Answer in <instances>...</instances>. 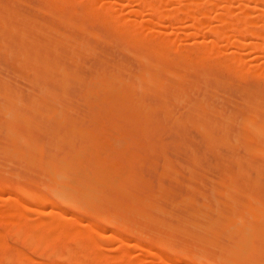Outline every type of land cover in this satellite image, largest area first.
Instances as JSON below:
<instances>
[{
  "label": "rangeland",
  "instance_id": "374dc122",
  "mask_svg": "<svg viewBox=\"0 0 264 264\" xmlns=\"http://www.w3.org/2000/svg\"><path fill=\"white\" fill-rule=\"evenodd\" d=\"M106 1L108 2V0ZM123 1L125 2V4L123 3ZM240 1L243 2L244 0H224V4L228 7V10L231 13H234L236 9L235 7L238 6ZM245 1L248 4V8L250 6V11L251 10L255 11V8H256L255 0H245ZM245 1L243 3H245ZM23 3L24 5H22ZM58 6H60L59 10L49 9L47 7V0H0V19H2L4 22L8 24L9 23L12 24V26L15 27V31H17L15 35H10V33H8L9 31H3L1 27L2 20H0V76H1L0 77V96H1L0 97V160H1L0 161V179H1L0 187L3 189L2 191H0V208L3 207V204L5 203L11 204L17 211L21 212L23 215H26L29 221L39 220L40 221L39 226L41 225L42 220L64 221L58 218L57 216H51L47 218L40 216L38 213L42 209L39 207L37 208L36 205L34 204L32 205L30 203L31 205H29V204L23 203L22 205H18L12 201H4V199L8 197L9 198L18 197V198L24 199V195H27V192H30L28 194L35 193L39 196H45L49 199L55 200V198H53L54 196H52L49 191L51 188L55 186L54 184H52L53 182H52L50 175L45 172L43 173V171L45 170L44 168H42L43 166L41 165L45 162L52 161L54 165L56 166V168H59V170H61V168L65 169L64 172L66 174V177L61 178L63 180H61L60 178L58 180H60L61 181L60 183H62L63 185L69 187L68 189L70 190L68 189L66 190L68 193H71L69 194L68 197L69 198L71 197L70 199L75 200V206H76V207L72 206L73 208L72 209L71 207L65 206L58 202L59 203L58 207L62 212H65L67 217L70 216L72 218L75 214L78 215L77 216L78 218L75 215V218H77L78 220H76L77 222L74 223L77 227H80L79 224L80 225H86V224L93 225L94 224V225H97L98 227L101 226L100 228L103 229L104 235L108 234L106 235L108 239H110L109 236H111L112 234L113 236L111 237H116V235L117 237L118 236L120 237V235L115 234L119 232L121 234V238L125 240L128 238L126 241H128L129 244H131V242H134L131 245L137 244L139 246H143V247L145 246V248L148 247L149 249H152L150 247H153L154 249H152V251L154 253L156 252V254H161V256H164V257L166 256L170 258L172 262H176V264H181V263L198 264L200 262L201 264H209V263L211 264H227V263L231 264V262H234V264H239V263L241 264H264V240L263 238H258L259 236L263 237L262 235H263L264 226L261 223L256 222L254 218L250 217V215L252 217H255V216L261 217L263 215L262 217H264V213H263L264 212L263 210L264 209V157H262L264 155L260 151L264 143L263 142L257 143L254 140L246 138L244 135L246 134L245 129H244L245 119H255L256 124L264 123V79L249 76V75L244 76L245 78L242 76H238L232 71L228 70L227 68H225L224 66H222L221 64L213 60H206L204 62L194 61L193 63L182 64L177 59H174L172 62H169V63H161L160 65L163 66L164 69H166L167 71L166 72L161 71L158 73L155 68H153L152 66L148 64L146 65L147 62L150 64H156L157 59L154 56L152 57L148 56L149 54H147V52L143 48H140L139 46H135L131 43L126 42L125 39L121 35H119L115 30H113L111 27L105 24L85 18L79 13L73 15L71 12L67 10L69 6L66 4L58 3ZM112 6L116 10H118L119 8L117 5L112 4ZM133 6L134 4L132 0L131 1L122 0V4L120 5L121 8H119L118 12L123 17L131 18L132 14L130 11L132 10ZM36 9H39V12ZM40 10L43 11V13L42 12L40 13ZM62 10H65L66 12H63ZM250 11H248L247 14L244 11L245 12L244 15L246 16H244L243 18L245 17L248 18L247 20L251 22V24H253L254 26H256V24L261 25L264 23V15L256 16L255 15L256 11L255 12L254 11L250 12ZM129 12L130 14H128ZM236 13L237 12H235V14ZM213 14L214 12L212 13V16ZM241 14L239 16L240 19H242ZM62 16H65L66 20H67V17L72 16L73 20L71 23H69L71 26L67 25L68 23H66L65 19ZM140 19L138 18V21L139 20L140 22L142 21V24L147 23L146 16L145 17L141 16ZM164 24L169 25V23L167 22H165ZM45 27H50L51 31H49ZM77 27H80V29H78ZM168 29L170 31V28ZM168 29H167V32H168ZM23 30L28 35V38L30 40H34V43L37 44L34 47H35V50H38L37 58H38V61L40 62L43 61L45 57V53L47 52V50L45 49L46 48L45 45L48 44V41H47L48 36H50L52 40L54 41L57 40V43H56L57 46L55 48L53 47L54 45H51V44L47 46L48 53H49V56H47L49 58L48 62L46 61L49 64L48 70L39 69L37 71H34L28 65L26 66L27 67L26 68L24 67V64L22 63V56L16 55V52L18 50V44L20 42L19 35L21 34V32H23ZM82 30H83V33H82ZM53 31L55 34L52 33ZM86 32L88 33L86 34ZM187 32L190 33L189 31ZM222 32H224L225 35H228L227 30H223ZM139 33L142 35L143 31L141 30L139 31ZM56 34H58V36ZM183 34L185 35V33H182V34L179 33V36H181L182 38ZM93 36L94 37L97 36L96 39ZM243 36L246 38L245 35ZM237 38H240V37H237ZM240 40L243 41L242 39ZM81 43L82 45H80ZM231 45H232L231 43L229 42L226 43V41L225 42L222 41L218 44H215L212 42L207 43V47L218 46L219 48L224 49L226 51L233 50L231 48L232 47ZM86 46H88L89 49ZM235 47H236L235 51H237L238 53L245 52L241 50L240 47H238V44H235ZM80 48L83 50L85 48L86 54ZM72 49H74L75 51L74 58H71ZM92 49L94 50L93 51L94 54H91ZM130 53L136 57L131 56ZM8 54H11L10 58ZM56 55L58 57H56ZM34 56H35L34 52L30 51V57H29L30 60H32ZM258 56L259 55L257 54L247 55L246 56L247 63L245 62L244 64H242V66H244V69L248 72L251 70V66L249 64L252 65L254 63L257 66V68L255 70L253 69L252 71L256 73L259 72L260 75H264V66L262 65V63H264V58L258 57ZM93 57L95 58L93 59ZM255 57L257 59L254 60L253 58ZM141 59H144V60L146 59L147 62L144 64V62H142L143 60ZM251 60L252 61L254 60L253 63ZM76 64H77V67L75 66ZM86 67L87 68L89 67V68L87 69ZM58 68H64L67 76L62 77V73ZM116 68H118V70ZM146 71L151 73L152 75L156 74L158 78L165 84L164 86L166 87L158 91L157 88L149 86L145 82H142V83L139 82L140 84H138L136 82L138 81L136 77L140 76L143 72H146ZM126 72H129V73L126 74ZM95 73H97V76ZM167 73H169L170 75H167ZM128 74H129V77H128ZM172 74L173 76H171ZM175 74H177V76ZM101 75L105 77H102ZM32 76L34 78H32ZM180 76H184L181 81L179 79ZM174 77H176L175 79L178 81H176ZM135 78L136 80H134ZM6 79H8L10 82ZM117 79L123 82L128 80L127 82L128 84H132L134 88L135 87L140 88V89L138 88V90H140L139 91L140 93L138 92L137 88H135L134 92H132L131 94H128L129 89L125 85L120 87L118 81H116ZM97 82L99 84L102 83L103 84L102 87L99 84L97 87H93L94 84L89 85L90 83L97 84ZM107 82H108V85H106ZM15 83L17 85H15ZM138 85H140L141 87ZM100 87L102 89L104 88V90H102ZM88 88H90L91 90ZM76 89H78L79 93L77 92ZM28 90L31 92H28ZM85 90H87L88 93L87 92L85 93ZM89 90L91 91V95L89 94L90 93ZM99 90L101 92H99ZM119 91H120V95L124 91V95L122 94V96L119 97ZM141 91L143 92L141 93ZM42 92H44V95L42 94ZM148 92L150 95L148 94ZM19 94L21 96H19ZM40 94L43 97L38 96ZM50 94L51 96H48ZM94 94L97 97L94 98L93 97ZM139 95H141V97ZM112 96L114 97L112 98ZM124 96H125V100H123ZM107 97L112 98L111 100L112 102L111 101L109 102V98ZM160 97L162 98L160 99ZM202 97L204 98L203 102L201 100ZM6 98L9 99V101H6L7 100ZM18 98L20 100H18ZM35 98H37L38 100L37 99L35 100ZM10 99H12L13 101H11ZM114 99L116 101V104L113 101ZM136 99H137V102H140V103H137ZM141 99L142 100L144 99V101H142ZM183 99L185 100L183 101ZM10 101L12 103H10ZM17 101H19L20 104L22 102L23 105L22 106L18 105L19 103H17ZM53 103H55V105ZM133 103L135 105H133ZM37 104H40V106L39 105L37 106ZM56 104H59V106ZM86 104H88V106H86ZM143 104L145 106H143ZM205 104L207 105V107L205 106ZM41 105L43 107H41ZM199 105H203L206 107L205 112L198 110ZM27 107L28 108L31 107L29 108L30 110ZM147 107H150V109H148ZM187 107L188 109H186ZM210 107L213 109H210ZM123 108L127 109V111L124 110ZM60 109H62V112ZM146 109H148V111ZM11 110L13 111L11 112ZM70 110L73 111V113ZM103 110L105 111V113ZM219 110L221 112H219ZM6 111H8L9 113L11 112L9 116L13 114L12 117L14 118L15 121L14 120L10 121L12 117L8 119V113ZM55 111L56 112L58 111V112L56 113ZM18 112H19V115L17 114ZM34 113H36V116L33 115ZM144 113L145 115H143ZM210 113L212 115H210ZM108 114H111V115L109 116ZM20 115L23 116V118ZM42 116L44 117L41 118ZM63 116L65 117L63 118ZM145 116L147 117L145 118ZM25 118H26V122H24ZM53 118L58 119V120L61 119V121L54 120ZM83 118L86 120H83ZM28 119H30V122ZM68 119L70 122H68ZM225 119H227L226 120L227 122H225ZM95 120L98 122V124L99 123L101 124V125L99 124L101 127L99 125L97 126V123H95L96 122ZM63 121H66L67 123ZM228 121L230 123H228ZM225 123H226V126H225ZM28 124H29V128L25 127V126H28ZM200 125L202 126L201 128H199ZM73 127H76V129ZM7 129H9L12 132L10 133L8 131L9 133L8 134ZM83 129H85L86 132L83 133L82 131ZM108 129H110L111 132ZM200 129L202 130V132L204 131V133H202ZM72 130H76V133ZM78 131H80V133L81 134L83 133L84 135H81L80 133L77 134ZM87 131L88 133H92V134H88ZM112 131L115 133H113ZM57 132L59 133L57 134ZM64 132H66V134ZM74 135L78 139L73 137ZM60 136L64 138L61 139ZM9 137L11 140H13V142L14 141L16 142L17 140L16 142L17 144L14 142L17 145V146L15 145L16 147L15 146L13 147L14 143L10 139H8ZM22 137L26 140V142H24L25 140H20L21 142H23L21 143V145L23 146H21L20 144L18 146V143L20 142L19 138H22ZM59 137L60 139H58ZM89 138L90 139L93 138L95 140L89 141L90 140ZM97 138L99 140L104 138L105 140L103 139L101 140V142L99 141V143L96 144L98 140ZM125 138L127 141L125 140L123 142V139ZM236 139L238 143L237 142L235 143L233 141V140L236 141ZM130 140L132 142H129ZM106 141H108L107 143H109L111 146L113 145L111 150L114 151L115 153L117 152L118 154L110 155L112 154V151H110L111 146L109 148L108 147L109 144L107 145V147H105L106 144L105 145L101 144ZM128 142L129 144H127ZM24 143L28 144V146L24 147ZM33 143L36 148L33 146ZM219 144L221 145L219 146ZM26 147H29V149H33V148L35 149H33L34 151L31 152V150L29 151V149H27ZM90 147H91V150L93 149L92 151L90 150ZM17 148H19L20 150L18 151ZM108 148L110 152L107 151ZM152 148H153L154 153L151 150ZM6 149H10V150L13 149V151L6 150ZM125 150L130 151V154L128 153V151L127 153H125L126 152ZM252 150H255V152L253 153ZM27 151L28 153H26ZM94 151H95V154H94ZM256 151H258V153L260 151V154H257ZM7 152H8V155H7ZM99 152H102V154L100 153L102 157L99 156L98 154ZM88 153L89 155H87ZM25 154L26 156L27 154L29 157L31 156L30 158L33 157V160L32 159L30 160L28 156L27 157L25 156ZM103 154H106V155H103ZM128 154L130 158L125 157V155L127 156ZM86 155L89 156L88 159ZM51 156H53V158H51ZM75 156L76 157L79 156L80 158L79 157L75 158ZM138 156H140L141 158L143 157V159H139V160L136 159V158H140ZM164 157H167V160H165L166 158L164 159ZM34 158H36L35 162H33ZM125 158H126V161H125ZM131 158H132V161H131ZM90 159L93 161H90ZM20 160L21 162L19 163ZM63 161L65 162L64 164L68 165V167H66V165L64 166L63 164L61 165ZM32 162L34 163V166H32ZM95 162L96 164H94ZM72 163H73V166L71 165ZM162 163L164 166L162 165ZM164 163H167V164H164ZM76 164H78V168L80 167L78 171L76 170L77 167L76 166H75L76 168L74 167V165ZM81 164L83 166H80ZM140 164L143 166H141ZM181 165L184 168H182ZM69 166L71 167L70 169H69ZM97 166L100 168V170ZM108 166L109 167L111 166L110 170H106L109 168ZM152 167H153V170H152ZM163 167L170 168V169L163 170ZM4 168H6L7 170ZM81 169L83 170V173H85V175H88V172H89L88 179L85 180V176L82 175V173L78 175V172L82 171ZM188 169L189 170L191 169V170L189 171ZM237 170L239 171V174H236L238 173ZM110 173H112V175ZM176 173L177 174L179 173V174L176 175ZM161 174H164V176L163 175L161 176ZM81 175L84 178H82ZM93 175L96 176L97 178L96 180L93 179L94 178ZM261 175L262 177H260ZM16 176L17 178H19L18 180H16L17 179ZM80 176L81 178L79 179L78 177ZM90 176L92 179L90 178ZM124 176H127V177H124ZM66 178L68 179L66 180ZM115 178L121 179V180H116L118 184L114 181ZM172 178H175V179H172ZM45 179L46 180L48 179L50 183L51 182L52 183L48 186L49 181H46ZM141 179L142 181L140 182ZM77 180H78V183H77ZM107 180L110 181L109 185H107V183L109 182ZM100 181H104L105 183L103 184L105 186H103L102 182ZM113 181L114 183L117 184V185L114 184L115 187L112 186L113 184L111 185ZM76 183L78 184V187ZM98 183L100 186L101 185L102 186L100 187L99 185H97ZM201 183L203 187L202 185H200ZM229 183L233 185L231 186V188L228 187ZM236 183H238L239 185ZM223 185L225 188L228 187L226 188L228 191L223 187ZM18 186L21 187V189ZM81 186L83 187V190L85 188L86 189L93 188L95 190V191L93 190L90 193L91 195L89 194L90 196L88 198H92L91 200L87 198L88 196L87 194H86L87 196L85 195L86 196L85 197L83 196L84 194L80 192L82 191ZM158 186L161 189L158 188ZM41 188L44 190H42ZM261 188L263 189L261 190ZM45 189H47L48 191H45ZM59 189L63 190V188H59ZM119 189H122V190L119 191ZM159 189L162 193L159 191ZM73 190L75 191L78 190V192L75 193V191L73 192ZM214 190L216 194L214 193ZM98 192L101 195H99ZM117 192H119L120 194ZM123 193L125 195H123ZM200 193L201 195H199ZM230 193H233V194H230ZM246 194L251 195L250 197L253 200L251 199L250 200L254 201V203L250 202ZM127 195L129 197L131 196L135 198L133 199V200H136L134 202V205L133 203L131 204L132 198L130 197L131 199H128ZM243 195L245 198L243 197ZM80 196H82V198ZM204 196L207 201L205 200ZM95 197L97 198L96 202L94 201ZM139 198L142 200H139ZM229 198L232 200H230ZM85 199H87V202L85 201ZM144 199L149 202L144 201ZM167 199L168 200L170 199V201H168ZM212 199H214V201H212ZM215 199L217 202L215 201ZM81 200L83 201L80 202ZM88 200L91 201L93 203V206L95 207H93L92 203L89 202ZM184 200H186V202ZM234 201L235 203L237 202L238 204L237 203L233 204ZM256 201L262 205V208H261V205L257 203ZM78 202L79 204L77 206ZM83 202L85 206H87L88 203L89 204L91 203V205H88V206H91L89 207L90 210L88 207H85L82 205ZM214 203H216V205L217 203H219L217 206V211L215 210L216 206ZM255 203H257L256 204L257 206L259 204L258 207H260L261 209L256 208L257 206L255 205ZM118 204L121 206H119ZM245 205L248 207H246ZM122 206H124V208ZM129 206H131V208ZM208 207L210 210L208 209ZM27 208L30 211L27 210ZM47 208L49 209L50 206ZM47 208H45L44 210H48ZM74 208L77 211L74 210ZM92 208L94 211L93 213H90V211L92 212ZM95 208L97 209L95 210ZM230 208L231 209L235 208L236 212L235 213L232 212ZM252 208L254 209L256 208L257 210L259 209L260 212H258L259 210L258 211L256 210V212L258 213L262 212V215L256 214L255 210H254L255 214L252 213L253 212ZM205 209L207 211H205ZM80 210H82L83 213H79L81 212ZM122 211H124V213ZM160 211H162L161 213H163L164 215L161 213L159 214ZM130 212H132L134 215L132 214L133 216H131ZM157 212L159 215L157 214ZM143 213H146V214H143ZM201 214L205 216H202ZM217 214L220 215L221 218L218 217ZM245 214H249V215L247 216ZM79 215L81 218L79 217ZM110 215L114 216V218L113 217L110 218ZM103 216L104 217L106 216L105 217L106 220L103 218ZM142 216H143L144 221L141 220ZM97 217H100L99 220L97 219ZM108 218H110L111 220L113 218L112 221H114L116 224L117 223L119 225L121 224L122 227L120 228V226L117 224L119 227L118 228L117 225L114 222L113 223L110 222ZM238 218L239 220H237ZM240 218H241V221H240ZM122 219L124 220V222ZM146 219L148 222L146 221ZM151 219L154 221H152ZM215 219L216 220L218 219L216 221L217 223L214 222ZM227 219L230 221L232 219V221L229 222ZM235 220L237 222H235ZM105 221H107V223ZM65 222L67 223V221ZM109 222L111 225L114 224V226L111 227V225L108 224ZM209 223H212L213 225H210L211 226L210 227ZM106 224H108L110 227ZM169 226H172L173 228H169ZM233 226H236V229L239 227V230L237 229L236 231V229H233L235 228ZM244 226H248V227L256 226V227H259L262 232L260 231L257 233H253L252 231L242 230ZM8 227H9V224L0 223V233L7 232ZM230 227H233V228H230ZM124 228H126L127 231H124L125 230ZM206 228L209 230H207ZM109 229H112V230H109ZM232 229L235 231H233ZM181 230L182 232H180ZM113 231H115V233ZM133 231L136 232L137 234L133 233ZM231 231H232V234H231ZM242 232L244 235L241 234ZM251 232L252 234H250ZM23 233L24 232L20 230L12 231L11 234L13 235L11 237L7 236L5 238L6 245L8 247L10 245L9 248L13 250L17 248L18 250H20L25 255L31 258L32 264H37L38 261L43 260V257L39 256L38 253L36 255H34L35 253L33 252H32L33 254L30 253L31 250L28 249L29 244L28 243L24 244L21 242L22 237H24ZM138 233H141V235ZM188 234L189 236H187ZM234 234L235 236H233ZM142 235L144 237H142ZM257 235L259 236L257 237ZM229 237L233 240L228 239ZM249 237H252V239L250 238L252 240L251 241L252 243L249 242L250 241L248 239ZM152 239L153 241H151ZM216 239L217 240L219 239V240L216 241ZM226 239H228L229 241H227ZM97 241L102 242L104 245L108 243L107 242L108 240H105V239H101V240L97 239ZM111 242L112 244L108 245L107 247L108 250L106 252L110 255H115L119 251L117 247L118 243L113 242V240L111 241L110 239L109 243ZM158 243L160 246H158ZM165 243H166V246H165ZM237 243L238 244L241 243L240 246L236 245ZM245 244L248 245V247H250V245L252 244L251 245L252 247L248 248ZM134 245L133 247L129 248L131 252L129 255H127V260L132 261L135 258L140 257V260H142V262H139L138 264H143V263L158 264L159 263L157 258L153 256H147V255L144 256L145 254L143 253H142L143 256H141L140 254L141 252L138 249H135ZM214 245H215V248H214ZM244 245L247 247L248 251L250 250L249 254H247L248 251L246 250V248H243ZM168 246L170 249L167 248L168 250H165V248ZM236 246L238 247V250H236L237 249ZM163 247L164 249H162ZM169 250L170 252L168 253ZM171 252L174 254V256L172 255ZM234 252L236 253V255ZM243 253L247 254L245 255L247 258H245ZM175 254H178V255H175ZM238 254L241 257L238 256ZM193 255H195L196 258L198 256L199 258L198 261L197 259L192 258ZM212 257L213 258L218 257V258L213 259ZM204 258L209 262L207 263L206 260L204 261ZM51 259L55 260L54 258H51ZM218 260L219 261L221 260L222 262L221 261L219 262ZM63 264H68V263L63 262Z\"/></svg>",
  "mask_w": 264,
  "mask_h": 264
},
{
  "label": "bare ground",
  "instance_id": "6f19581e",
  "mask_svg": "<svg viewBox=\"0 0 264 264\" xmlns=\"http://www.w3.org/2000/svg\"><path fill=\"white\" fill-rule=\"evenodd\" d=\"M131 1V0H130ZM133 1V4H134V6H133V8H132V10L130 11L131 12V18H126V17H123V16H121V14H119V8H121L120 7V5L122 4V0H108V2L106 1V0H47V7L49 8V9H55V10H59V8H60V6H58V3H63V4H66V5H68L69 7H68V11L69 12H71L73 15H75V14H81L82 16H84L85 18H88V19H91V20H94V21H98V22H100V23H102V24H105V25H107V26H109V27H111L113 30H115L119 35H121L124 39H125V41L126 42H128V43H131V44H133V45H135V46H139L140 48H143L146 52H147V54H149L148 56H154L156 59H157V63L156 64H150V63H148L147 62V60L145 59H141V60H143L142 62H144V64L146 63V65L148 64V65H150V66H152L153 68H155L156 70H157V72L159 73V72H161V71H163V72H166L167 70L166 69H164V67L163 66H161L160 64L161 63H169V62H172L174 59H177L180 63H182V64H187V63H193L194 61L195 62H204V61H206V60H213V61H216L217 63H219V64H221L222 66H224L225 68H227L228 70H230V71H232L233 73H235L236 75H238V76H242V77H244V76H247V75H249V76H253V77H258V78H262V79H264V75H260V73L258 72V73H256V72H253L252 70L254 69H256L257 68V66L253 63V61L255 60V59H257L256 57L255 58H253L254 60L252 61V65L251 64H249L250 66H251V70L250 71H246L245 69H244V66H242V64H244L246 61H247V59H246V56L247 55H249V54H257V55H259L258 57H263L264 58V44H263V39H264V23L263 24H256V26H254L253 24H251V22H249L247 19L248 18H243L244 16H246V15H244L245 14V12H246V14H247V12L248 11H250V6H249V8H248V4L246 3V1H245V3H243L242 1H240V3L238 4V6H236L235 8L237 9H235V12H237L236 14H235V12L234 13H231L229 10H228V7L224 4V0H132ZM21 2V1H20ZM123 3L125 4V2L123 1ZM219 3V4H218ZM112 4L113 5H117L119 8H118V10H116L113 6H112ZM123 4V5H124ZM129 4V3H128ZM255 4H256V8H255V11L257 12H255L254 10H251L250 12H255V15L256 16H263L264 15V0H255ZM22 5H24V3L22 4ZM30 7V6H29ZM238 7V8H237ZM31 8V7H30ZM124 8V7H123ZM247 9V10H246ZM35 10V9H34ZM38 12H39V9H36ZM128 10V9H127ZM215 10V11H214ZM63 12H66L65 10H62ZM245 11V12H244ZM43 13V11H41L40 10V13ZM130 12L128 13V14H130ZM214 12V14H213V16H212V13ZM244 12V13H243ZM243 15H242V14ZM45 14V13H44ZM127 14V13H126ZM237 14H239V15H237ZM240 14H241V17H242V19H240L239 18V16H240ZM49 15V14H48ZM21 16V15H20ZM50 16V15H49ZM126 16V15H125ZM141 16H143V17H147V23L146 24H142V21L140 22V17ZM64 19H65V21H66V23H68L67 25H69V26H71L69 23H71L72 22V16H70V17H67V20H66V17L65 16H62ZM22 18V17H21ZM138 18L140 19L139 21H138ZM17 19V18H16ZM0 20H2V19H0ZM27 20V19H26ZM33 22V21H32ZM38 22V21H37ZM60 22H61V20H60ZM63 22V21H62ZM165 22H167V23H169V25L168 24H164ZM1 27H2V29H3V31H9L8 33H10V35H15L16 34V32L17 31H15V27L14 26H12V24H8V23H6V22H4L3 20L1 21ZM40 25H42V24H40ZM45 28H47L49 31H51V28L50 27H45ZM75 28V27H74ZM78 29H80V27H77ZM168 28H170V31H169V29ZM167 29H168V32H167ZM84 30V29H83ZM83 30H82V33H83ZM143 31V34L141 35L140 33H139V31ZM205 30V31H204ZM223 30H227L228 31V35H225L224 34V32H222ZM187 31H189L190 33H188ZM204 31V32H203ZM48 32V31H47ZM163 32V33H162ZM203 32V33H202ZM52 33H54V31L52 32ZM88 32H86V34H87ZM179 33H185V35L183 34V36H182V38H181V36H179ZM55 34V33H54ZM84 34H85V32H84ZM94 34H96V33H94ZM115 34V33H114ZM187 34V35H186ZM242 34V35H241ZM57 36H58V34H56ZM91 35H92V33H91ZM243 35H245L246 36V38H248V39H246ZM20 36V42H19V44H18V50H17V52H16V55L18 56V55H20V56H22V63L24 64V67H26L27 65L32 69V70H34V71H37V70H39V69H44V70H48V66H49V64L47 63L48 62V57L47 56H49V53H48V48H47V46L49 45V44H51V45H54L53 47L55 48L56 46H57V40H52V38L50 37V36H48V38H47V41H48V44H46L45 45V49L47 50V52L45 53V57H44V59H43V61H38V50H35V45H37L36 43H34V40H30L29 38H28V35L26 34V32L23 30V32H21V34L19 35ZM104 36V35H103ZM62 37H63V35H62ZM94 37V36H93ZM97 37V36H96ZM96 37H94L95 39H96ZM237 37H240V38H237ZM244 37V38H243ZM2 39V38H1ZM98 39V38H97ZM240 39H242L243 41H241ZM244 39H246V40H244ZM71 40H72V38H71ZM70 40V41H71ZM99 40V39H98ZM100 41H101V39H100ZM225 42L226 41V43L227 42H229V43H231L232 45V49L233 50H230V51H226V50H224V49H221V48H219L218 46H215V47H207V43H215V44H218V43H220V42ZM72 42H73V40H72ZM5 43V42H4ZM75 43V42H74ZM63 44H65V43H63ZM76 44V43H75ZM235 44H238V47H240L241 48V50H243V51H245L244 53H238L237 51H235V49H236V47H235ZM12 45H14V44H12ZM29 45V46H28ZM67 45V44H66ZM80 45H82V43L80 44ZM112 45V44H111ZM5 46V45H4ZM10 46V45H9ZM43 46V45H42ZM69 46V45H68ZM134 46V47H135ZM189 46V47H188ZM2 47V46H1ZM76 47V46H75ZM74 47V48H75ZM82 47V46H81ZM85 47V46H84ZM86 47H88V46H86ZM12 48V47H11ZM17 48V47H16ZM73 48V47H72ZM81 49V48H80ZM88 49H89V47H88ZM4 50V49H3ZM3 50H2V52H3ZM10 50V49H9ZM13 50V49H12ZM68 50V49H67ZM82 51H86L85 50V48H84V50L83 49H81ZM30 51H33L34 52V54H35V56H34V58L32 59V60H30ZM81 51V52H82ZM92 51V53L91 54H94L93 53V49L91 50ZM113 51V50H112ZM1 52V53H2ZM71 58H74V56H75V51H74V49H72L71 50ZM83 52V53H84ZM88 52V51H87ZM96 52H98V51H96ZM114 52V51H113ZM125 52V51H124ZM145 52V53H146ZM55 53H57V52H55ZM129 53V52H128ZM127 53V54H128ZM3 54H4V52H3ZM12 54V53H11ZM11 54H8L9 55V58H10V56H11ZM85 54H86V52H85ZM95 54H97V53H95ZM246 54V55H245ZM99 55V54H98ZM105 55V54H104ZM130 55L131 56H134V55H132L131 53H130ZM245 55V56H244ZM56 57H58L57 55H56ZM134 57H136V56H134ZM245 57V58H244ZM95 57H93V59H94ZM109 58V57H108ZM138 58V57H137ZM88 59H90V58H88ZM120 59V58H119ZM139 59V58H138ZM246 59V60H245ZM31 61V62H30ZM47 61V62H46ZM79 62V61H78ZM107 63V62H106ZM247 63V62H246ZM79 64V63H78ZM18 65V64H17ZM108 65H109V63H108ZM111 65V64H110ZM113 65H115V64H113ZM262 65L264 66V63H262ZM76 67H77V64L75 65ZM117 66V65H116ZM119 66V65H118ZM121 66V65H120ZM246 66V65H245ZM27 68V67H26ZM57 68V67H56ZM65 68V67H64ZM64 68H58L60 71H61V73H62V77L63 76H67L66 75V71H65V69ZM87 68V67H86ZM89 68V67H88ZM87 68V69H88ZM114 68V67H113ZM117 70H118V68H116ZM21 71H22V69H21ZM53 71H55V70H53ZM53 71H51V72H53ZM121 71V70H120ZM8 72V71H7ZM97 72V71H96ZM101 72V71H100ZM60 73V74H61ZM99 73V72H98ZM117 73V72H116ZM120 73V72H119ZM127 73H129V72H126V74ZM10 74H11V72H10ZM17 74H19V73H17ZM22 74V73H21ZM53 74V73H52ZM70 74V73H69ZM96 74V76H97V73H95ZM102 74V73H101ZM104 74V73H103ZM112 74V73H111ZM110 74V75H111ZM24 75V74H23ZM38 75V74H37ZM73 75V74H72ZM99 75V74H98ZM105 75V74H104ZM117 75H119V74H117ZM167 75H170L169 73H167ZM176 76H177V74H175ZM18 76H20V75H18ZM95 76V77H96ZM102 76V75H101ZM101 76H99V77H101ZM171 76H173V74L171 75ZM1 77V76H0ZM94 77V78H95ZM102 77H105V76H102ZM110 77V76H109ZM128 77H129V74H128ZM184 76H180L179 77V79H180V81L182 80V78H183ZM202 77V76H201ZM32 78H34L33 76H32ZM67 78V77H66ZM84 78V77H83ZM97 78V77H96ZM137 79H138V81H136L138 84H140L139 82H145V83H147L149 86H152V87H155V88H157L158 89V91H160V89H163L164 87H166V86H164L165 84L158 78V76L156 75V74H154V75H152L151 73H149V72H143L140 76H137L136 77ZM136 78L134 79V80H136ZM171 78V77H170ZM176 77H174V79H175ZM245 78V77H244ZM36 79V78H35ZM100 79V78H99ZM111 79V78H110ZM128 79V78H127ZM243 79V78H242ZM6 80H8V79H6ZM17 80V79H16ZM34 80V79H33ZM90 80V79H89ZM176 80V79H175ZM9 81V80H8ZM107 81H109V80H107ZM116 81H118V83H119V86L121 87V86H123V85H125L128 89H129V92H128V94H131L132 92H134V90H135V88H137V87H135L134 88V86L132 85V84H128L127 82H128V80L127 81H125V82H123V81H121V80H119V79H117ZM176 81H178V80H176ZM10 82V81H9ZM78 82V81H77ZM99 82H101V81H99ZM113 82V81H112ZM6 83V82H5ZM80 83V82H79ZM102 83H103V81H102ZM102 83H98L97 82V84L96 83H90L89 85H91V84H94L93 85V87H97L98 86V84L99 85H101V87H102ZM114 83V82H113ZM67 84H69V83H67ZM83 84V83H82ZM205 84V83H204ZM15 85H17L16 83H15ZM74 85V84H73ZM106 85H108V82L106 83ZM110 85V84H109ZM144 85V84H143ZM11 86V85H10ZM85 86V85H84ZM138 86H140V85H138ZM79 87V86H78ZM83 87V86H82ZM87 87H88V85H87ZM100 87V88H101ZM120 87H118V88H120ZM141 87V86H140ZM2 88V87H1ZM5 88V87H4ZM21 88H23V87H21ZM63 88H65V87H63ZM62 88V89H63ZM117 88V89H118ZM139 88V87H138ZM138 88H137V90H138ZM9 89V88H8ZM80 89V88H79ZM87 89V88H86ZM88 89H90V88H88ZM102 89V88H101ZM140 89V88H139ZM145 89V88H144ZM27 90V89H26ZM44 90H45V88H44ZM43 90V91H44ZM77 90V92H78V89H76ZM82 90V89H81ZM91 90V89H90ZM89 90V91H90ZM102 90H104V88L102 89ZM115 90V89H114ZM119 90V89H118ZM67 91V90H66ZM73 91V90H72ZM96 91H97V89H96ZM140 90H138V92H139ZM28 92H31V91H29L28 90ZM41 92V91H40ZM47 92V91H46ZM65 92V91H64ZM87 92V90H85V93ZM99 92H101L100 90H99ZM103 92V91H102ZM113 92V91H112ZM116 92V91H115ZM137 92V91H136ZM143 91H141V93H142ZM66 93V92H65ZM79 93V92H78ZM88 93V92H87ZM108 93H109V91H108ZM114 93V92H113ZM140 93V92H139ZM42 94L44 95V92H42ZM54 94V93H53ZM90 95H91V91H90V93H89ZM96 94V93H95ZM94 94V98L95 97H97L96 95ZM101 94V93H100ZM122 94L124 95V91H123V93H121V95H120V91H119V97L120 96H122ZM135 94V93H134ZM134 94H132V95H134ZM148 94H149V92H148ZM5 95V94H4ZM63 95V94H62ZM84 95V94H83ZM87 95V94H86ZM112 95H114V94H112ZM150 95V94H149ZM155 95V94H154ZM206 95V94H205ZM218 95H219V93H218ZM221 95V94H220ZM19 96H21L20 94H19ZM38 96H40V97H43V96H41V94L40 95H38ZM48 96H51V94L50 95H48ZM72 96V95H71ZM74 96V95H73ZM126 96V95H125ZM125 96H124V98H123V100H125ZM130 96V95H129ZM140 97H141V95H139ZM225 96V95H224ZM1 97V96H0ZM77 97V96H76ZM79 97V96H78ZM80 97H82V96H80ZM105 97V96H104ZM111 97V96H110ZM114 96H112V98H113ZM158 97V96H157ZM185 97V96H184ZM205 97V96H204ZM2 98H4V97H2ZM50 98V97H49ZM58 98V97H57ZM64 98H66V97H64ZM107 98H109V97H107ZM112 98H109V102L112 100ZM143 98V97H142ZM162 97H160V99H161ZM195 98V97H194ZM219 98V97H218ZM7 99V98H6ZM37 98H35V100H36ZM63 99V98H62ZM77 99V98H76ZM92 99V98H91ZM127 99V98H126ZM138 99H139V97H138ZM159 99V98H158ZM221 99V98H220ZM11 101H13L12 99H10ZM18 100H20L19 98H18ZM38 100V99H37ZM49 100H51V99H49ZM95 100V99H94ZM142 100V99H141ZM140 100V101H141ZM163 100V99H162ZM185 99H183V101H184ZM202 102H203V100H204V98L202 97ZM6 101H9V99H7ZM10 101V103H12ZM114 102H115V104H116V101H115V99L113 100ZM142 101H144V99L142 100ZM16 102V101H15ZM33 102V101H32ZM47 102H48V100H47ZM107 102V101H106ZM112 102V101H111ZM136 102H137V99H136ZM135 102V103H136ZM180 102H182V101H180ZM200 102V101H199ZM17 103H19V101H17ZM49 103H50V101H49ZM137 103H140V102H137ZM144 103V102H143ZM149 103V102H148ZM147 103V104H148ZM177 103V102H176ZM14 104V103H13ZM52 104V103H51ZM54 105H55V103H53ZM96 104V103H95ZM94 104V105H95ZM97 104H99V103H97ZM114 104V103H113ZM114 104V105H115ZM1 105H2V103H1ZM17 105V104H16ZM18 105H23L22 104V102H21V104L19 103ZM40 106V104H37V106ZM56 105H58L59 106V104H56ZM133 105H135L134 103H133ZM138 105V104H137ZM179 105H180V103H179ZM21 106H19V107H21ZM86 106H88V104H86ZM109 106V105H108ZM143 106H145L144 104H143ZM189 106H191V105H189ZM205 106L207 107V105L205 104ZM205 106H203V105H199L198 106V110L199 111H202V112H205V110H206V107ZM263 106V105H262ZM41 107H43L42 105H41ZM139 107V106H138ZM3 108V107H2ZM8 108V107H7ZM6 108V109H7ZM28 108V107H27ZM29 108H31V107H29ZM28 108V109H29ZM46 108V107H45ZM50 108V107H49ZM60 108H62V107H60ZM77 108V107H76ZM90 108V107H89ZM101 108H102V106H101ZM148 109H150V107H147ZM157 108V107H156ZM4 109V108H3ZM12 109V108H11ZM22 109H23V107H22ZM47 109V108H46ZM71 109V108H70ZM74 109V108H73ZM80 109V108H79ZM104 109V108H103ZM124 109V108H123ZM148 109H146L147 111H148ZM186 109H188V107L186 108ZM210 109H213V108H211L210 107ZM30 110V109H29ZM33 110V109H32ZM31 110V111H32ZM48 110H50V109H48ZM61 110V112H62V109H60ZM72 110V109H71ZM70 110V111H71ZM124 110H126L127 111V109H124ZM145 110V111H146ZM152 110V109H151ZM150 110V111H151ZM13 110H11V112H12ZM45 111V110H44ZM76 111V110H75ZM74 111V112H75ZM79 111V110H78ZM100 111V110H99ZM104 111V110H103ZM125 111V112H126ZM187 111V110H186ZM3 112H5V111H3ZM7 113H8V119L9 118H11L12 116H13V114L12 115H10L9 116V114L11 113H9L8 111H6ZM33 112V111H32ZM34 112H35V110H34ZM56 112V111H55ZM58 112V111H57ZM56 112V113H57ZM72 113H73V111H71ZM108 112H110V111H108ZM183 112V111H182ZM219 112H221L220 110H219ZM37 113V112H36ZM36 113H34L33 115H35L36 116ZM89 113V112H88ZM104 113H105V111H104ZM3 114V113H2ZM18 115H19V112L17 113ZM49 114V113H48ZM54 114V113H53ZM116 114V113H115ZM168 114V113H167ZM220 114V113H219ZM46 115H47V113H46ZM70 115H71V113H70ZM75 115V114H74ZM109 116L111 115V114H108ZM107 115V116H108ZM143 115H145V113L143 114ZM210 115H212L211 113H210ZM248 115H250V114H248ZM7 116V115H6ZM5 116V117H6ZM21 116V115H20ZM52 116V115H51ZM76 116H78V115H76ZM92 116H93V114H92ZM95 116V115H94ZM98 116V115H97ZM108 116V117H109ZM198 116V115H197ZM22 118H23V116H21ZM44 116H42L41 118H43ZM50 117V116H49ZM62 117V116H61ZM65 116H63V118H64ZM103 117V116H102ZM147 116H145V118H146ZM164 117V116H163ZM13 118V117H12ZM10 119V121H12V120H14V118L13 119ZM56 118H58V117H56ZM68 118V117H67ZM144 118V119H145ZM7 119V118H6ZM18 119H20V118H18ZM17 119V120H18ZM48 119V118H47ZM54 120H58V119H55V118H53ZM105 119V118H104ZM257 119V118H256ZM16 120V121H17ZM29 120V122H30V119H28ZM27 120V121H28ZM50 120H51V118H50ZM49 120V121H50ZM63 120V119H62ZM74 120V119H73ZM83 120H86V119H84L83 118ZM99 120V119H98ZM146 120V119H145ZM197 120H199V119H197ZM203 120H205V119H203ZM223 120V119H222ZM227 119H225V122H227L226 121ZM244 120V119H243ZM258 120V119H257ZM15 121V120H14ZM48 121V122H49ZM53 121V120H52ZM58 121H61V119L60 120H58ZM96 121V120H95ZM240 121V120H239ZM24 122H26V118H25V120H24ZM51 122V121H50ZM55 122V121H54ZM63 122H65V123H67L66 121H63ZM68 122H70L69 121V119H68ZM84 122V121H83ZM82 122V123H83ZM136 122V121H135ZM28 123V122H27ZM57 123H59V122H57ZM61 123V122H60ZM95 123H97V126L100 124H98V122L96 121ZM188 123V122H187ZM204 123V122H203ZM228 123H230L229 121H228ZM141 124V123H140ZM145 124V123H144ZM148 124V123H147ZM215 124H216V122H215ZM27 125V124H26ZM94 125H96V124H94ZM101 125V124H100ZM99 125V126H100ZM103 125V124H102ZM108 125V124H107ZM115 125V124H114ZM113 125V126H114ZM202 125V124H201ZM200 125V127L199 128H201L202 126ZM214 125V124H213ZM25 126V125H24ZM63 126V125H62ZM109 126V125H108ZM215 126V125H214ZM213 126V127H214ZM225 126H226V123H225ZM224 126V127H225ZM25 127H27V128H29V124H28V126H25ZM101 127V126H100ZM238 127V126H237ZM9 128V127H8ZM73 128H75L76 129V127H73ZM72 128V129H73ZM87 128V127H86ZM93 128V127H92ZM91 129V128H90ZM94 129V128H93ZM103 129H104V127H103ZM112 129V128H111ZM114 129V128H113ZM144 129H146V128H144ZM202 129H204V128H202ZM244 129H245V132H246V134H244L245 135V137L246 138H249V139H251V140H254V141H256L257 143L258 142H263L264 143V123L263 124H256V121H255V119H245V121H244ZM13 130V129H12ZM58 130V129H57ZM92 130V129H91ZM108 130H110V129H108ZM116 130V129H115ZM132 130V129H131ZM201 130V129H200ZM8 131L11 133L12 131H10L9 129H7V133H8ZM51 131V130H50ZM56 131V130H55ZM72 131H74L75 133H76V130H72ZM83 131V133L84 132H86L85 131V129H83L82 130ZM99 131H101V130H99ZM44 132H45V130H44ZM47 132H48V130H47ZM52 132V131H51ZM73 132V133H74ZM108 132V131H107ZM110 132H111V130H110ZM113 132V131H112ZM201 132H202V130H201ZM15 133V132H14ZM13 133V134H14ZM59 132H57V134H58ZM65 134H66V132H64ZM63 133V134H64ZM78 133H80V131H78L77 132V134ZM81 134V135H84V134ZM87 133H88V131H87ZM87 133H85V134H87ZM113 133H115V132H113ZM202 133H204V131L202 132ZM9 134V133H8ZM12 134V135H13ZM41 134V133H40ZM64 134V135H65ZM79 134V135H80ZM88 134H92V133H88ZM27 135V134H26ZM73 135V134H72ZM76 135V134H75ZM73 136V137H75V138H77L76 136ZM105 135V134H104ZM111 135H112V133H111ZM209 135V134H208ZM5 136V135H4ZM52 136V135H51ZM89 136V135H88ZM93 136V135H92ZM96 136H98V135H96ZM107 136H109V135H107ZM206 136V135H205ZM17 137H18V135H17ZM30 137V136H29ZM61 137V136H60ZM60 137L58 138V139H60ZM82 137V136H81ZM90 137V136H89ZM121 137V136H120ZM209 137V136H208ZM244 137V138H245ZM23 138V137H22ZM22 138H19V141L20 140H25L24 138L22 139ZM62 138H64V137H61V139ZM83 138V137H82ZM88 138V137H87ZM113 138V137H112ZM124 138V137H123ZM212 138V137H211ZM210 138V139H211ZM240 138V137H239ZM8 139H10V137L8 138ZM31 139V138H30ZM29 139V140H30ZM66 139V138H65ZM78 139V138H77ZM80 139V138H79ZM90 139V138H89ZM98 139V138H97ZM104 139V138H103ZM103 139H98L97 140V142H96V144L97 143H99V141L101 142V140H103ZM111 139V138H110ZM110 139H109V141H110ZM145 139V138H144ZM11 140V139H10ZM93 141V140H95V139H90L89 141ZM105 140V139H104ZM126 140V138L125 139H123V142ZM157 140H159V139H157ZM12 142H13V140H11ZM32 141V140H31ZM30 141V142H31ZM36 141V140H35ZM69 141H70V139H69ZM84 141V140H83ZM115 141H117V140H115ZM127 141V140H126ZM209 141H211V140H209ZM226 141V140H225ZM224 141V142H225ZM235 143L237 142V139H236V141L235 140H233ZM15 142V141H14ZM13 142V143H14ZM16 142H17V140H16ZM15 142V143H16ZM24 142H26V140L24 141ZM28 142V141H27ZM30 142H29V144H30ZM33 142V141H32ZM56 142V141H55ZM95 142V141H94ZM108 141H106V142H104V143H101V144H106L105 145V147H107V145L109 144V143H107ZM112 142V141H111ZM120 142V141H119ZM129 142H132L131 140L129 141ZM129 142L127 143V144H129ZM137 142V141H136ZM223 142V141H222ZM5 143V142H4ZM14 143V145H13V147L17 144H15ZM21 143H23V142H19L18 143V146H19V144L21 145ZM91 143V142H90ZM227 143V142H226ZM238 143V142H237ZM32 144V143H31ZM56 144V143H55ZM59 144V143H58ZM80 144V143H79ZM119 144H121V143H119ZM126 144V143H125ZM140 144V143H139ZM138 144V145H139ZM231 144V143H230ZM261 144V143H260ZM11 145V146H12ZM61 145V144H60ZM212 145V144H211ZM221 144H219V146H220ZM234 145H236V144H234ZM257 145H259V144H257ZM17 146V145H16ZM15 146V147H16ZM21 146H23V145H21ZM25 146H28V144H26V143H24V147ZM31 146V145H30ZM29 146V147H30ZM33 146H34V143H33ZM32 146V147H33ZM110 144H109V148H110ZM123 146H125V145H123ZM29 147H26L27 149H29ZM31 147V148H32ZM35 147V146H34ZM42 147H43V145H42ZM74 147V146H73ZM84 147V146H83ZM93 147V146H92ZM97 147V146H96ZM101 147H102V145H101ZM105 147H103V148H105ZM112 147H113V145L111 146V148H110V151H112L111 149H112ZM116 147V146H115ZM120 147V146H119ZM130 147V146H129ZM149 147H150V145H149ZM36 148V147H35ZM35 148H33V149H35ZM98 148V147H97ZM109 148H108V152H110L109 151ZM122 148V147H121ZM208 148V147H207ZM261 148V147H260ZM18 149V151L20 150L19 148H17ZM33 149H29V151L31 150V152L32 151H34ZM58 149V148H57ZM74 149V148H73ZM107 149V148H106ZM125 149V148H124ZM146 149V148H145ZM6 150H10V149H6ZM12 151H13V149H11ZM10 150V151H11ZM88 150V149H87ZM87 150H85V151H87ZM90 150H91V147H90ZM93 150V149H92ZM91 150V151H92ZM105 150V149H104ZM103 150V151H104ZM119 150V149H118ZM152 150V152H153V148L151 149ZM256 150V149H255ZM255 150H252L253 151V153L255 152ZM3 151V150H2ZM56 151V150H55ZM74 151V150H73ZM84 151V150H83ZM90 151V152H91ZM102 151V152H103ZM115 151H117V150H115ZM124 151V150H123ZM126 151V150H125ZM128 151V150H127ZM127 151L125 152V153H127ZM191 151V150H190ZM240 151V150H239ZM262 153H263V155H264V144L262 145V148H261V150H260ZM260 151H259V153H258V151H256L257 152V154H260ZM24 152V151H23ZM79 152H80V150H79ZM102 152H99L98 154H99V156H101L102 157V155H100V153L102 154ZM105 152V151H104ZM119 152V151H118ZM216 152H217V150H216ZM19 153V152H18ZM26 153H28V151L26 152ZM33 153H35V152H33ZM107 153V152H106ZM113 153H115L114 151H112V154H110V155H116V154H118L117 152L115 153V154H113ZM128 153L130 154V151H128ZM154 153V152H153ZM10 154V153H9ZM15 154V153H14ZM13 154V155H14ZM20 154V153H19ZM38 154V153H37ZM81 154V153H80ZM92 154H93V152H92ZM94 154H95V151H94ZM129 154L126 156L125 155V157H128V158H130V156H129ZM134 154V153H133ZM7 155H8V152H7ZM16 155V154H15ZM22 155V154H21ZM41 155V154H40ZM51 155V154H50ZM50 155H49V157H50ZM71 155V154H70ZM87 155H89V153L87 154ZM86 155V156H87ZM103 155H106V154H103ZM109 155V154H108ZM253 155V154H252ZM25 156H26V154H25ZM27 156H28V154H27ZM26 156V157H27ZM80 156V155H79ZM78 156V157H79ZM82 156H83V154H82ZM85 156V155H84ZM98 156V155H97ZM254 156V155H253ZM11 157H12V155H11ZM19 157H21V156H19ZM29 157V156H28ZM31 157V156H30ZM29 157V158H30ZM36 157V156H35ZM59 157V156H58ZM78 157H76L75 156V158H78ZM88 157L89 156H87V159H88ZM93 157V156H92ZM111 157V156H110ZM122 157V156H121ZM138 157H140V156H138ZM262 157H264V156H262ZM51 158H53V156H51ZM73 158H74V156H73ZM80 158V157H79ZM99 158V157H98ZM166 158V159H165ZM13 159V158H12ZM17 159V158H16ZM21 159V158H20ZM23 159V158H22ZM33 160V157L32 158H30V160ZM35 159L36 158H34V161L33 162H35ZM42 159V158H41ZM60 159V158H59ZM101 159V158H100ZM136 159H143V157L141 158H136ZM164 159L165 160H167V157H164ZM24 160V159H23ZM30 160H28V161H30ZM99 160V159H98ZM1 161V160H0ZM88 161V160H87ZM90 161H93V160H91L90 159ZM125 161H126V158H125ZM131 161H132V158H131ZM18 162V161H17ZM21 162V160L19 161V163ZM32 162V166H34V163ZM130 162V161H129ZM29 163V162H28ZM38 163H39V161H38ZM61 163V162H60ZM65 162L63 161V163H61V165L63 164L64 166L66 165V167H68V165L67 164H64ZM167 163H168V161H167ZM167 163H164V164H167ZM170 163V162H169ZM10 164V163H9ZM94 164H96V162L94 163ZM113 164V163H112ZM248 164V163H247ZM6 165V164H5ZM23 165V164H22ZM25 165V164H24ZM43 167L42 168H44V170L45 171H43V173L45 172V173H48L49 175H50V177H51V179H52V184H54V186L55 187H53V188H51L50 189V187H49V191H50V193H51V195L52 196H54L53 198H55V200H53V199H49V198H47V197H45V196H39V195H37V194H35V193H33V194H28V193H30V192H27V195H24V199H22V198H18V197H14V198H12V197H8V198H6V199H4V201H12V202H14V203H16V204H18V205H22L23 203H25V204H29V205H36V207L38 208H41L42 210L38 213L40 216H42V217H51V216H57L58 218H60V219H62V220H64V221H55V220H42V223H41V225L39 226V223H40V221L39 220H32V221H29L28 220V217L26 216V215H23L21 212H19V211H17L11 204H8V203H5V204H3V207H1L0 208V223H6V224H9V227H8V231L7 232H5V233H0V264H32L31 263V258L30 257H28L27 255H25L23 252H21L20 250H18L17 248L16 249H10L9 247H10V245H9V247L6 245V242H5V238L7 237V236H9V237H11L13 234H11L12 233V231H17V230H20V231H23L24 233H23V236L24 237H22V239H21V242L22 243H28L29 244V246H28V249H30L31 250V254H33V253H35L34 255H36L37 253L39 254V256H41V257H43V260L42 261H38L37 262V264H63V262H65V263H68V264H138L139 262H142V260H140V257L138 258H135L134 260H132V261H129V260H127V255H129L130 254V249L129 248H131V247H133V245H131L132 243H134V242H131V244H129L128 243V241H126L125 239H123V238H121V234L118 232V233H115V231H113L115 234H118V235H120V237L118 236L117 237V235H116V237H111V236H113V234L111 235V234H109V235H111V236H109L110 237V239H111V241L113 240V242H117L118 243V249H119V251L117 252V254H115V255H110V254H108L106 251L108 250V245L109 244H112V242L111 243H109V240L110 239H108L107 238V236L106 235H108V234H106V235H104V232H103V229L102 228H100V227H98L97 225H89V224H86V225H80L79 224V226L80 227H77L74 223L75 222H77L76 220H78L77 218V214H75L76 215V217L77 218H75V215L71 218L70 216L69 217H67L66 216V214H65V212H62L60 209H59V203L60 204H63V205H65V206H69V207H71L72 208V206L73 207H76L75 206V200H73V199H70L68 196H69V194H71V193H68L66 190L69 188L68 186H65V185H63L62 183H60L61 181L60 180H58L59 178L61 179V178H65L66 177V174H65V169L64 168H61V170H59V168H56V166L54 165V163L52 162V161H48V162H45V163H43V164H41ZM72 166H73V163L71 164ZM115 165V164H114ZM141 165V164H140ZM162 165H163V163H162ZM195 165V164H194ZM224 165H226V164H224ZM10 166H12V165H10ZM77 167V171H78V169L80 168H78V164H76V165H74V167ZM80 166H83L82 164L80 165ZM102 166V165H101ZM116 166V165H115ZM125 166H126V164H125ZM141 166H143V165H141ZM164 166V165H163ZM4 167V166H3ZM2 167V168H3ZM40 167V166H39ZM59 167V166H58ZM75 167V168H76ZM98 167V166H97ZM109 167V166H108ZM111 167V166H110ZM108 168V169H106V170H110L111 168ZM113 167V166H112ZM181 167H182V165H181ZM180 167V168H181ZM225 167V166H224ZM7 168V167H6ZM6 168H4V169H6ZM33 168V167H32ZM38 168V167H37ZM71 167L69 166V169H70ZM99 168V167H98ZM107 168V167H106ZM124 168V167H123ZM127 168V167H126ZM182 168H184V167H182ZM20 169V168H19ZM64 169V170H63ZM129 169V168H128ZM165 169H170V168H164L163 167V170H165ZM230 169V168H229ZM7 170V169H6ZM9 170V169H8ZM40 170H42V169H40ZM75 170V171H76ZM82 170V169H81ZM99 170H100V168H99ZM102 170V169H101ZM122 170V169H121ZM120 170V171H121ZM152 170H153V167H152ZM183 170V169H182ZM189 170V169H188ZM191 170V169H190ZM189 170V171H190ZM231 170V169H230ZM240 170V169H239ZM26 171V170H25ZM73 171H74V169H73ZM105 171V170H104ZM119 171V170H118ZM118 171H117V173H118ZM123 171H124V169H123ZM122 171V172H123ZM155 171V170H154ZM238 171V170H237ZM241 171V170H240ZM2 172H3V170H2ZM29 172V171H28ZM84 172H86V171H84ZM102 172V171H101ZM115 172V171H114ZM127 172V171H126ZM126 172H125V174H126ZM186 172H188V171H186ZM226 172V171H225ZM242 172V171H241ZM30 173V172H29ZM82 173V175H84L85 176V180L86 179H88L89 178V172H88V175H85V173H83V170L82 171H80V172H78V175H80ZM98 173V172H97ZM116 173V174H117ZM120 173V172H119ZM163 173V172H162ZM3 174V173H2ZM8 174H9V172H8ZM72 174V173H71ZM96 174V173H95ZM111 175H112V173H110ZM179 174V173H178ZM177 173H176V175H178ZM192 174V173H191ZM226 174V173H225ZM233 174V173H232ZM232 174H230V175H232ZM236 174H239V171H238V173H236ZM6 175V174H5ZM12 175V174H11ZM34 175V174H33ZM81 175V176H82ZM105 175V174H104ZM164 176V174H161V176ZM195 175V174H194ZM10 176V175H9ZM13 176V175H12ZM38 176V175H37ZM81 176L80 177H78L79 179L81 178ZM100 176V175H99ZM237 176V175H236ZM77 177V176H76ZM93 179H97L96 178V176L95 175H93ZM124 177H127V176H124ZM195 177V176H194ZM232 177V176H231ZM235 177V176H234ZM260 177H262V175L260 176ZM3 178V177H2ZM16 178H17V176H16ZM15 178V179H16ZM43 178V177H42ZM82 178H84L83 176H82ZM90 178H91V176H90ZM102 178V177H101ZM118 178V177H117ZM238 178V177H237ZM19 178H17L16 180H18ZM68 178H66V180H67ZM76 179V178H75ZM74 179V180H75ZM92 179V178H91ZM108 179H109V177H108ZM143 179V178H142ZM142 179L140 180V182L142 181ZM172 179H175V178H172ZM188 179H190V178H188ZM1 180V179H0ZM4 180V179H3ZM46 180V179H45ZM61 180H63V179H61ZM66 180H64V181H66ZM83 180V179H82ZM116 180H121L120 178L119 179H116L115 178V182H116ZM191 180H193V179H191ZM209 180V179H208ZM212 180V179H211ZM230 180V179H229ZM251 180V179H250ZM255 180V179H254ZM20 181H22V180H20ZM25 181V180H24ZM35 181V180H34ZM46 181H49L48 179L46 180ZM76 181V180H75ZM88 181V180H87ZM107 181H109V180H107ZM114 181H113V183H111V185L113 186V187H115L114 186V184H118V182H116V183H114ZM174 181V180H173ZM213 181V180H212ZM92 182H94V181H92ZM100 182H102V184L103 183H105L104 181H100ZM99 182V183H100ZM197 182V181H196ZM201 182V181H200ZM230 182V181H229ZM50 183V181H49V184H48V186L51 184ZM77 183H78V180H77ZM76 183V185H77V187H78V184ZM83 183V182H82ZM82 183H80V184H82ZM96 183V182H95ZM99 183L97 184V185H99ZM109 183H110V181L107 183V185H109ZM139 183V182H138ZM215 183H216V181H215ZM219 183V182H218ZM256 183V182H255ZM18 184V183H17ZM101 184V183H100ZM116 184V185H117ZM236 184H238V183H236ZM6 185V184H5ZM69 185H70V183H69ZM76 185H74V186H76ZM86 185V184H85ZM158 185H159V183H158ZM200 185H202V183L200 184ZM220 185H221V183H220ZM239 185V184H238ZM252 185V184H251ZM258 185V184H257ZM38 186V185H37ZM83 186V185H82ZM81 186V188H82V191H80L82 194H84L83 196H85L86 194L88 195H86L87 196V198L91 195L90 193L94 190L93 188H85V186H84V190H83V187ZM100 186V185H99ZM102 186V185H101ZM100 186V187H101ZM103 186H105L104 184H103ZM163 186V185H162ZM183 186V185H182ZM231 186H233L231 183H229V188H231ZM5 187V186H4ZM7 187V186H6ZM19 187V186H18ZM17 187V188H18ZM79 187H80V185H79ZM190 187V186H189ZM202 187H203V185H202ZM223 187H224V185H223ZM228 187H226V188H228ZM235 187V186H234ZM8 188V187H7ZM20 189H21V187H19ZM18 188V189H19ZM24 188V187H23ZM46 188H48V187H46ZM59 188H63V190L62 189H59ZM80 188V189H81ZM106 188V187H105ZM158 188H160L159 186H158ZM191 188V187H190ZM225 188V187H224ZM225 188V189H226ZM9 189V188H8ZM25 189V188H24ZM42 189V188H41ZM79 189V188H78ZM117 189H118V187H117ZM153 189V188H152ZM161 189V188H160ZM160 189H159V191H160ZM263 188H261V190H262ZM3 189L0 187V191H2ZM42 190H44V189H42ZM68 190H70V189H68ZM89 190V191H88ZM120 190H122V189H119V191ZM162 190H163V188H162ZM206 190V189H205ZM212 190V189H211ZM227 190V189H226ZM260 190V189H259ZM5 191V190H4ZM20 191V190H19ZM45 191H48L47 189H45ZM75 190H73V192H74ZM95 191V190H94ZM102 191V190H101ZM159 191H158V193H159ZM194 191V190H193ZM228 191V190H227ZM230 191V190H229ZM240 191V190H239ZM248 191V190H247ZM6 192V191H5ZM16 192H18V191H16ZM16 192H15V194H16ZM21 192V191H20ZM53 192V193H52ZM78 192V190L77 191H75V193H77ZM125 192V191H124ZM161 192V191H160ZM224 192V191H223ZM233 192H234V190H233ZM243 192V191H242ZM101 193V192H100ZM117 193H119V192H117ZM162 193V192H161ZM202 193V192H201ZM201 193L199 194V195H201ZM210 193H212V192H210ZM214 193H215V190H214ZM218 193V192H217ZM241 193V192H240ZM24 194H26V193H24ZM90 194V195H89ZM92 194H94V193H92ZM97 194V193H96ZM95 194V195H96ZM98 194H99V192H98ZM97 194V195H98ZM120 194V193H119ZM179 194V193H178ZM216 194V193H215ZM230 194H233V193H230ZM239 194V193H238ZM245 194V193H244ZM76 195V194H75ZM80 195V194H79ZM96 195V196H97ZM99 195H101V194H99ZM98 195V196H99ZM123 195H125L124 193H123ZM166 195V194H165ZM22 196V195H21ZM85 196V197H86ZM128 196V195H127ZM167 196V195H166ZM210 196H212V195H210ZM246 196L249 198V200L251 199V195H247L246 194ZM81 198H82V196H80ZM131 197V196H130ZM129 196H128V199H131L132 200V202H131V204L133 203V205H134V202L136 201V200H133V199H135V198H133V197H131L130 198ZM161 197V196H160ZM168 197V196H167ZM176 197V196H175ZM200 197H202V196H200ZM243 197H244V195H243ZM246 197V198H247ZM190 198H192V197H190ZM194 198V197H193ZM204 198H205V196H204ZM245 198V197H244ZM88 199H92V198H88ZM94 199V198H93ZM96 197H95V202H96ZM187 199V198H186ZM230 199V198H229ZM228 199V200H229ZM139 200H142V199H140L139 198ZM162 200V199H161ZM163 200H165V199H163ZM168 200V199H167ZM205 200H206V198H205ZM226 200V199H225ZM227 200V201H228ZM230 200H232V199H230ZM251 200H253V199H251ZM250 200V202H252V203H254V201H251ZM83 200H81L80 202H82ZM85 201L87 202V199H85ZM89 201V200H88ZM93 201V200H92ZM144 201H147V200H145L144 199ZM168 201H170V199L168 200ZM185 202H186V200H184ZM195 201V200H194ZM207 201V200H206ZM212 201H214V199H212ZM215 201H216V199H215ZM59 202V203H58ZM77 202V201H76ZM89 202H91V201H89ZM97 202H98V200H97ZM141 202V201H140ZM147 202H149V201H147ZM180 202V201H179ZM189 202V201H188ZM187 202V203H188ZM217 202V201H216ZM257 202V201H256ZM31 203V204H30ZM92 203V202H91ZM91 203L89 204H87V206H85L84 205V202H83V206H85V207H91V206H88V205H91ZM142 203V202H141ZM159 203H161V202H159ZM195 203V202H194ZM206 203V202H205ZM235 203V201L233 202V204ZM237 203V202H236ZM235 203V204H236ZM257 203H259V202H257ZM257 203H255V205L257 204ZM78 204H79V202L77 203V206H78ZM144 204V203H143ZM142 204V205H143ZM166 204V203H165ZM182 204H183V202H182ZM185 204V203H184ZM215 204V206H216V211H217V206H218V204L219 203H217V205H216V203H214ZM227 204V203H226ZM232 204V205H233ZM238 204V203H237ZM260 204V203H259ZM259 204H258V206H259ZM62 205V206H63ZM119 205V204H118ZM180 205V204H179ZM199 205V204H198ZM197 205V206H198ZM261 205V204H260ZM50 206V208L48 209L47 207H49ZM64 206V207H65ZM92 206H93V203H92ZM119 206H121V205H119ZM147 206V205H146ZM189 206V205H188ZM200 206V205H199ZM223 206V205H222ZM227 206V205H226ZM234 206V205H233ZM239 206V205H238ZM244 206V205H243ZM246 206V205H245ZM250 206V205H249ZM257 206V205H256ZM255 206V207H256ZM256 207V208H259V209H261L262 208V205H261V208L260 207ZM33 207V206H32ZM52 207V208H51ZM81 207V206H80ZM85 207H83V208H85ZM93 207H95V206H93ZM123 208H124V206H122ZM130 208H131V206H129ZM173 207V206H172ZM201 207V206H200ZM235 207V206H234ZM246 207H248V206H246ZM45 208H47L48 210H44ZM57 208V209H56ZM61 208V207H60ZM82 208V209H83ZM114 208V207H113ZM146 208V207H145ZM236 208V207H235ZM235 208H233V209H231L232 210V212H236L235 211ZM254 209V208H252L251 210L253 211H251L252 213H254V210H255V213L256 214H261L262 215V212L261 213H258V212H260V210L258 211L257 209ZM62 209H64V208H62ZM73 209V208H72ZM97 208H95V210H96ZM117 209V208H116ZM129 209V208H128ZM147 209V208H146ZM208 209H209V207H208ZM247 209V208H246ZM27 210H29L28 208H27ZM74 210H76L75 208H74ZM88 210V209H87ZM89 210H90V208H89ZM150 210V209H149ZM156 210H158V209H156ZM156 210H154V211H156ZM210 210V209H209ZM220 210V209H219ZM234 210V211H233ZM237 210V209H236ZM245 210V209H244ZM249 210V209H248ZM256 210L258 211V212H256ZM264 210V209H263ZM30 211V210H29ZM77 211V210H76ZM81 212H79V213H83L82 212V210H80ZM93 208H92V212L90 211V213H93ZM117 211V210H116ZM132 211V210H131ZM137 211V210H136ZM186 211V210H185ZM205 211H207L206 209H205ZM123 213H124V211H122ZM129 212V211H128ZM162 211H160L159 212V214L161 213ZM179 212V211H178ZM220 212V211H219ZM227 212V211H226ZM244 212H246V211H244ZM85 213V212H84ZM131 213V216H133L134 214L132 213V212H130ZM222 213V212H221ZM233 213V214H234ZM251 213V214H252ZM254 213V214H255ZM264 213V212H263ZM72 214V213H71ZM97 214V213H96ZM127 214H129V213H127ZM133 214V215H132ZM143 214H146V213H143ZM157 214H158V212H157ZM158 214V215H159ZM161 214H163V213H161ZM216 214V213H215ZM214 214V215H215ZM244 214V213H243ZM140 215V214H139ZM149 215V214H148ZM155 215V214H154ZM164 215V214H163ZM194 215V214H193ZM202 215V214H201ZM245 215H249V214H245ZM253 215V214H252ZM260 215V216H261ZM92 216V215H91ZM138 216V215H137ZM197 216V215H196ZM202 216H205V215H202ZM217 216L218 217H220L221 218V216L220 215H218L217 214ZM225 216V215H224ZM235 216V215H234ZM263 216V215H262ZM259 217V216H255V217H252L251 215H250V217L251 218H254V220L256 221V222H258V223H261L263 226H264V217ZM79 217H80V215H79ZM102 217V216H101ZM106 217V216H105ZM105 217L103 216V218L105 219ZM111 217H113L114 218V216H111L110 215V218ZM170 217V216H169ZM227 217H228V215H227ZM244 217H246V216H244ZM250 217H249V219H250ZM81 218V217H80ZM79 218V219H80ZM83 218V217H82ZM99 218L100 217H97V219L99 220ZM110 218H108L109 220H110V222H114V221H112L113 220V218H112V220L110 219ZM119 218V217H118ZM137 218H139V217H137ZM142 219L141 220H143V216L141 217ZM164 218V217H163ZM171 218V217H170ZM209 218V217H208ZM102 219V218H101ZM116 219V218H115ZM121 219V218H120ZM187 219V218H186ZM232 219H234V218H232ZM232 219H231V221H232ZM248 219V220H249ZM106 220V219H105ZM123 220V219H122ZM150 220V219H149ZM152 220V219H151ZM218 220V219H217ZM216 219H215V223H217L216 221H217ZM228 220V219H227ZM237 220H239V218L237 219ZM253 220V219H252ZM65 221H67V223L65 222ZM102 221H104V220H102ZM119 221H121V220H119ZM144 221V220H143ZM146 221H147V219H146ZM152 221H154V220H152ZM177 221H179V220H177ZM229 222H231L230 220H228ZM240 221H241V218H240ZM243 221H244V219H243ZM101 222V221H100ZM106 223H107V221H105ZM104 222V223H105ZM110 222L108 223V224H110ZM123 222H124V220H123ZM148 222V221H147ZM158 222V221H157ZM188 222V221H187ZM186 222V223H187ZM208 222V221H207ZM212 222V221H211ZM220 222V221H219ZM235 222H237L236 220H235ZM115 223V222H114ZM129 223H130V221H129ZM155 223V222H154ZM242 223V222H241ZM240 223V224H241ZM248 223V222H247ZM251 223V222H250ZM108 224H106V225H108ZM116 224V223H115ZM118 224V223H117ZM116 224V225H117ZM131 224H133V223H131ZM130 224V225H131ZM226 224V223H225ZM238 224H239V222H238ZM252 224V223H251ZM256 224V223H255ZM111 225V224H110ZM119 225V224H118ZM118 225H117V227H118ZM154 225V224H153ZM160 225V224H159ZM163 225V224H162ZM184 225V224H183ZM196 225V224H195ZM210 225H213L212 223H209V226ZM217 225V224H216ZM215 225V226H216ZM109 226V225H108ZM114 226V224L113 225H111V227H113ZM120 226V228L122 227V225L120 224L119 225ZM136 226V225H135ZM199 226V225H198ZM218 226V225H217ZM237 226V225H236ZM236 226H233V227H235V228H233V227H230V228H233V229H236ZM250 226V225H249ZM259 226V225H258ZM262 226V227H263ZM110 227V226H109ZM200 227V226H199ZM203 227V226H202ZM211 227V226H210ZM241 227V226H240ZM260 227V226H259ZM259 227H248V226H244L243 228H242V230H247V231H252L253 233H257V232H260L261 231V229L259 228ZM119 228V227H118ZM139 228V227H138ZM168 228V227H167ZM169 228H173L172 226H169ZM228 228V227H227ZM264 228V227H263ZM125 230L124 231H127L126 230V228H124ZM195 229V228H194ZM201 229V228H200ZM207 229V228H206ZM229 229V228H228ZM232 229V230H233ZM238 230H239V227L237 228ZM237 229H236V231H237ZM107 230V229H106ZM109 230H112V229H109ZM123 230V229H122ZM199 230V229H198ZM207 230H209V229H207ZM117 231H119V230H117ZM121 231V230H120ZM168 231V230H167ZM172 231V230H171ZM170 231V232H171ZM192 231V230H191ZM200 231V230H199ZM233 231H235V230H233ZM245 231H244V233H245ZM110 232V231H109ZM180 232H182V230L180 231ZM212 232V231H211ZM214 232V231H213ZM229 232V231H228ZM227 232V233H228ZM252 232L250 233V234H252ZM262 232V231H261ZM131 233V232H130ZM129 233V234H130ZM133 233H135V234H137L136 232H134L133 231ZM174 233V232H173ZM217 233V232H216ZM249 233V232H248ZM138 234H140L141 235V233H138ZM143 234V233H142ZM195 234V233H194ZM231 234H232V231H231ZM236 234V233H235ZM235 234L233 235V236H235ZM242 235H244L243 234V232L241 233ZM123 235V234H122ZM144 235V234H143ZM142 235V237H144ZM159 235V234H158ZM178 235V234H177ZM237 235H238V233H237ZM248 235V234H247ZM160 236V235H159ZM187 236H189V234L187 235ZM252 236V235H251ZM255 236V235H254ZM259 235H257V237H258ZM263 237H258V238H263V240H264V230H263V235H262ZM125 237V236H124ZM163 237V236H162ZM212 237H214V236H212ZM226 237V236H225ZM246 237V236H245ZM256 237V236H255ZM130 238V237H129ZM216 238V237H215ZM252 239V237H249L248 239L250 240L249 242L250 243H252L251 241V239ZM97 239H99V240H101V239H105V240H108L107 242L108 243H106V245H104L102 242H98L97 241ZM131 239H133V238H131ZM149 239V238H148ZM199 239V238H198ZM213 239V238H212ZM228 239H230V240H233V239H231L230 237L228 238ZM228 239H226L227 241H229ZM135 240V239H134ZM219 240V239H218ZM217 239H216V241H218ZM261 240V239H260ZM130 241V240H129ZM147 241H149V240H147ZM151 241H153V239L151 240ZM197 241V240H196ZM221 241V240H220ZM157 242V241H156ZM161 242V241H160ZM199 242V241H198ZM206 242V241H205ZM214 242V241H213ZM212 242V243H213ZM137 243V242H136ZM135 243V244H136ZM200 243V242H199ZM139 244H141V243H139ZM161 244V243H160ZM208 244V243H207ZM211 244V243H210ZM214 244V243H213ZM240 244L241 243H237L236 245H238V246H240ZM246 244H247V242H246ZM245 244V245H246ZM146 245V244H145ZM204 245V244H203ZM230 245V244H229ZM243 245V244H242ZM244 245V247L243 246H241V247H243V248H246V250H247V247H248V245H246L245 246ZM252 245V244H251ZM250 245V247H252ZM158 246H160L159 245V243H158ZM157 246V247H158ZM164 246V245H163ZM165 246H166V243H165ZM164 246V247H165ZM150 247V246H149ZM164 247L162 248V249H164ZM191 247H193V246H191ZM208 247V246H207ZM237 247V246H236ZM250 247H248V248H250ZM255 247V246H254ZM258 247V246H257ZM134 248L135 249H138L141 253V256H143L142 255V253L143 254H145L144 256H153V257H155V258H157V260L159 261V263L158 264H176V262H172L171 260H170V258H168V257H164V256H161V254H156V252L154 253L153 251H152V249H154L153 247H150V248H152V249H149L148 247L147 248H145V246L143 247V246H139V245H134ZM170 249L169 248V246L168 247H166L165 248V250H168V249ZM176 248V247H175ZM184 248H185V246H184ZM214 248H215V245H214ZM222 248V247H221ZM242 248V249H243ZM213 249V248H212ZM223 249V248H222ZM172 250V249H171ZM231 250V249H230ZM236 250H238V247H237V249ZM260 250V249H259ZM173 251V250H172ZM181 251V250H180ZM187 251V250H186ZM185 251V252H186ZM193 251V250H192ZM204 251V250H203ZM215 251H216V249H215ZM227 251V250H226ZM232 251V250H231ZM248 251V250H247ZM33 252V253H32ZM170 252V250L168 251V253ZM220 252H221V250H220ZM241 252H243V251H241ZM259 252V251H258ZM172 253V252H171ZM184 253V252H183ZM205 253H206V251H205ZM235 253V252H234ZM250 253V250L248 251V253L247 254H249ZM261 253V252H260ZM201 254H203V253H201ZM200 254V255H201ZM221 254V253H220ZM244 254V256L245 255H247V254H245V253H243ZM243 254H241V255H243ZM172 255L174 256V254L172 253ZM175 255H178V254H175ZM235 255H236V253H235ZM171 256V255H170ZM182 256H183V254H182ZM186 256V255H185ZM238 256H240L239 254H238ZM260 256V255H259ZM178 257H180V256H178ZM227 257V256H226ZM241 257V256H240ZM239 257V258H240ZM51 258H54L55 260H53V259H51ZM152 258V257H151ZM176 258V257H175ZM184 258V257H183ZM186 258V257H185ZM193 259H197V261H198V256H197V258H196V256L195 255H193V257H192ZM201 258V257H200ZM208 258V257H207ZM213 258V257H212ZM214 258H218V257H214ZM213 258V259H214ZM236 258V257H235ZM238 258V259H239ZM245 258H247L246 256H245ZM41 259V258H40ZM187 259H188V257H187ZM202 259V258H201ZM178 260V259H177ZM203 260V259H202ZM206 259L204 258V261H205ZM209 260V259H208ZM179 261V260H178ZM196 261V260H195ZM201 261V260H200ZM219 261V260H218ZM221 261V260H220ZM219 261V262H220ZM181 262H183V261H181ZM186 262V261H185ZM206 262L208 263L209 261H207L206 260ZM218 262V263H219ZM222 262V261H221ZM224 263H226V262H224ZM230 263V262H229ZM234 264V262H231V264ZM242 263H244V262H242ZM143 264H147V263H143ZM149 264H151V263H149ZM181 264H183V263H181ZM187 264V263H186ZM198 264H201V262L200 263H198ZM209 264H211V263H209ZM228 264V263H227ZM239 264H241V263H239Z\"/></svg>",
  "mask_w": 264,
  "mask_h": 264
}]
</instances>
